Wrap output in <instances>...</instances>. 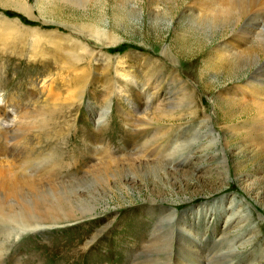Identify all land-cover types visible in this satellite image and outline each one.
Returning <instances> with one entry per match:
<instances>
[{
	"label": "rangeland",
	"instance_id": "obj_1",
	"mask_svg": "<svg viewBox=\"0 0 264 264\" xmlns=\"http://www.w3.org/2000/svg\"><path fill=\"white\" fill-rule=\"evenodd\" d=\"M195 2L0 0V21L22 27L9 49L0 51V162L31 163L39 183L63 177L73 184L71 199L65 195L57 201L58 208L71 209V220L42 223L18 238L8 237L7 224H1L0 241L18 243L1 254L0 264H77L83 255L79 264H163L166 247L159 254H140L155 231L167 233V223L159 226L153 214L158 205L194 224L203 264H264V91L257 88L264 84V54L255 47L241 63L217 57L231 44L233 30L193 23L192 13L202 15ZM88 28L105 30L116 44H99ZM33 31L56 41L39 45L43 58ZM78 42L97 53L87 69L81 105L70 100L78 86L59 81L63 72L54 66L60 58L57 44L67 50ZM50 77L58 94L45 102L40 87ZM18 115L22 142L38 154L37 162L35 155L18 161L26 152L18 151L24 145H14L10 132ZM54 128L66 134L58 143L61 153L51 149L59 141ZM165 141L184 147L163 161L167 170L152 169ZM59 154L65 165L54 169V177L53 171L39 172L43 162L55 165ZM132 163L140 169L131 172ZM104 165L112 166L108 176H94L92 171L99 168L95 175H100Z\"/></svg>",
	"mask_w": 264,
	"mask_h": 264
},
{
	"label": "bare ground",
	"instance_id": "obj_2",
	"mask_svg": "<svg viewBox=\"0 0 264 264\" xmlns=\"http://www.w3.org/2000/svg\"><path fill=\"white\" fill-rule=\"evenodd\" d=\"M66 1H74V0H66ZM195 1L197 2V6L199 7V11L201 10L202 15L196 16L195 14L192 13L190 18L192 19L193 23H206L209 21L208 25L209 24H211V25L216 24V25L222 26L224 29L231 28V30H233L232 33L229 34V36H230L229 38L232 39L231 44L223 47L221 49V51H222L221 54H219V56H217V57H220V59H226L227 61L228 60H231V61L232 60H236V61L238 60L239 63H241V62H244L245 60L247 61V55L249 54V52H251L252 48L254 49L255 47L257 48V51H259L260 54H262V52L264 54V8H262V7L259 8L260 4L264 7V0H207V2H205V3H203V1H205V0H195ZM24 6L25 5H21V8H25ZM0 23H1L0 51L3 52V51L8 50L10 45L13 44L14 38H18V34H19V32L22 31V27L18 25L19 23L15 22V21L13 22V21H10L7 19L1 20ZM84 29L86 30V28H84ZM30 33H32V32L30 31ZM87 33H90V35L92 36V37L91 36L90 37L93 38L94 40H96L97 42H99V44L102 43V44H105L108 46L113 45L114 43L116 44V40L115 41H113V39L110 40L109 39L110 36L108 38V36L105 34V30H102L99 28L98 29L88 28ZM5 35H8V38ZM10 37H11V39H9ZM33 37L35 38V40L38 44L37 45L38 47H36L35 49L37 50V53H40V56L42 58L45 56L43 54V51L41 49H39V45H41L42 42H45L47 44L49 43L52 46H54L55 42H56V41L54 42V41H48V40L44 39V34L41 32H40V34H38L37 32L33 31ZM8 40H10V41L8 42ZM250 40H251L252 46H249L250 49L248 50L246 48V45L250 43ZM70 41H71V39H70ZM74 41H76V40H74ZM74 41H72V42H74ZM59 43H61V42H59ZM74 45H75V47L71 46L72 50L75 49V51L72 54L71 53L72 51L69 50V49H71V47H67L68 48L67 50H63L64 48H62V45L57 44V46L55 48L57 50H60V54H59L60 58H59V60H57V63L54 66H56V69L63 72L59 81H61V82L65 81V83L68 86H71L70 84L74 82L78 86L77 87L78 92H76L75 94H74V92H70V94L73 93V95H70L71 96L70 100L72 102H74V104L77 102L81 105L82 100L84 99L83 97H84V93H85V88H86V85L89 81L88 78L90 75V71L87 69H89L93 65V61L95 60L97 53L90 50L86 46L87 44L84 45V44L78 42V44H74ZM61 50H62V52H61ZM35 55L36 54H34L33 56H35ZM257 57H258V53H257ZM258 59L260 60V57ZM85 63H88V65L87 66L84 65ZM79 65H83V67H80ZM64 73H66V74L63 77ZM256 74H259V73H256ZM69 75L72 76V81L69 80V77H68ZM55 76L60 77V75H55ZM54 78L50 77L48 79V81L41 83L40 92L42 95V99L45 98V102L51 98H54L58 94L55 90L57 86H56V79H54ZM122 78L127 80L129 78V75L122 73ZM124 82H126V81H124ZM262 86H264V84ZM262 86H258L257 88L260 91H264L262 89L263 88ZM72 89H74V88H72ZM259 93H262V92H259ZM68 99H69V97H68ZM56 100H58V99H56ZM42 101H44V100H42ZM53 101H55V100H53ZM9 104H11V102ZM40 117H41V115H40ZM105 117H106V115H105ZM1 118L2 117H0V121H1ZM17 118H18V121H17L18 123L16 124L14 122L13 123L14 125L12 126V130H10V132H12V136H13L12 141H13V143L15 142L14 145H16L17 147H19V146L16 143H18V144L23 143L24 147H20V149H18V151L25 150L26 152H28V154L25 156L24 154L26 152L23 154L18 152L17 154H15V156L18 157L20 154H22L23 158L19 159L18 161H20V160L23 161L26 159H28V160L33 159L34 158L33 155H35L36 156V162H37L38 154H32L30 152V149L28 148V146L25 145L26 142H22L21 138H23V136H24L22 129H21L22 123H20L22 116H20V118H19V115H18L15 117V119H17ZM102 118H104V116L101 117V119ZM23 120H24V118H23ZM209 120H210V117H207V119L205 120L206 121L205 123H208ZM41 121H42V119H41ZM66 123L67 122L62 124V125H64L63 127L65 130L70 128ZM207 126L209 127L210 124L208 123ZM54 129H55L54 134L56 136L55 140L56 141L59 140L56 144V147H55V145H54V147H51V149L55 152L56 150H58L57 148H58V143L60 142V139H62L63 137L66 138V134L63 136V133H61V130L56 132V128H54ZM3 130H4V128H3ZM44 132H47V131H44ZM212 132H213V130H211V133ZM143 133H147V132L144 130ZM6 134H7L6 135V142L8 143L9 142V140H8L9 139L8 138L9 130L8 129L6 130ZM69 134H70V132H69ZM43 137L44 136L42 134L41 139ZM51 137L53 138V135H51ZM19 139L21 142L18 141ZM44 141L45 140H41L42 143H45ZM65 143H66V141H65ZM180 144L179 143L173 144L172 141H165V145L161 146L162 147L161 156H160L161 159L158 161V165H154V167H152L151 165H149V166H151L152 169H154V168L158 169L159 168V169H166L167 170V165H162V163H163V161H167V162L169 160L171 161L172 159L175 158V154L181 153L180 149H183L184 146L180 145ZM40 146H42V145H38L37 147L39 148ZM61 146H63V143ZM37 147H36V149H37ZM139 150H141V149H139ZM58 151H60V148ZM61 152L62 151H60V153ZM55 154H57V153H55ZM43 159L48 160L47 157L46 158L44 157ZM52 159H53V157H52ZM63 159H64L63 154H62V156L59 154L57 159H56L58 162L55 165H50L48 161H47L48 163L43 162L44 165L43 164L40 165L41 167L39 169H41V168L42 169L39 172L43 173L44 171H46V173H49V171H53L52 172L53 174L52 173H50V174L53 175L51 177H54V172H55L54 169L60 168L61 166L65 165V162L63 164H61ZM14 160H17V159L14 158ZM14 160H11V161L7 160L5 162H0V179L3 178V179H5V181L7 179H9V181L6 182V186L4 185L5 181L3 183H0V230L5 231V229L2 225L6 226V224H7L8 227H6V228H7V230H10V234L8 235V237L16 235L15 237L18 238L19 235L23 232H26V231L32 232V231H35L37 228H42V226H40L42 223L45 225V223H48V222L71 220L72 219V218H70V212H71L70 210L71 209L69 211H67L66 210L67 208L66 209L65 208H58L59 202L57 203V201L60 199H63V197L65 195L66 196L69 195V194H67L68 190H69V188L72 187L71 185H73V184L70 185L68 183V181H66V179L63 177L57 183L52 182V180H50V181L46 180L47 182H45V183H39L42 181L38 182V180H37L38 177H36V168H34L33 165H31V163L30 164L26 163V165H19V164L18 165H15V164L11 165V163L14 162ZM45 165H48L47 168H49V170H46V169L44 170ZM121 167L116 166V167H114V169H115V171L121 173V171H123V169ZM111 168H112L111 165H104L100 175H95V174H97L99 168L96 170L94 169L95 171L93 170L92 172H93L94 176H97L98 178L103 179L106 175L108 176L107 173L110 172ZM136 169H140V168L137 167L133 163H132V165H129V170L131 172H132V170H136ZM39 172H37V174H39ZM91 178H92V176H91ZM78 181H79V179H78ZM75 182H74V184H75ZM39 184H46V185H43V188H41V187H38ZM4 186H5V190H6V188H9V193L4 192ZM46 186H48V187H46ZM70 195L72 196V192L70 193ZM75 195L77 197L79 195V193L75 192L74 196ZM67 198L71 199L70 196H67ZM10 199H13L14 201H12ZM48 200L53 201L52 204H50L48 202ZM160 207H162V206L158 205L157 208L154 209L153 214L156 215L155 218L158 217V221L160 220L159 226L162 225L163 223H167V225L164 227L166 229L167 233H165L163 231H155L154 235L150 237V240L147 243L143 244V248L141 249L140 254H143V253L144 254H147V253L150 254L152 252H156L157 254H159L161 247H163V248L166 247V248H168L169 253L165 257V259H164L165 262L163 264H194L193 262H195V261H197V263H199V264H203L204 257L202 256V250L200 248L199 241L196 239L197 235L195 234L196 236L193 237L192 230L194 228V224H190L189 222H187L183 218L184 216L180 215L177 211L169 212L168 214H165L164 211H167L168 208H170V207H168V206L164 207V208H160ZM205 216H206V214L202 213V215L199 216L198 220H200V222H202L203 221L202 217L205 218ZM66 218H70V219H66ZM156 232H159V233H156ZM159 235H164V236H167L168 238L164 241H159L158 240ZM0 242H1L0 243V252H1L0 256L3 253H8V249L14 247L18 243L16 241L10 242L8 240L7 241L1 240ZM232 243H234V242L232 241ZM230 246H231V244H229V248H230ZM220 247H224V246H220ZM173 249L175 250V254H172ZM81 257L84 258V255L80 256L78 258L77 264H79ZM138 258H140V257H138Z\"/></svg>",
	"mask_w": 264,
	"mask_h": 264
}]
</instances>
